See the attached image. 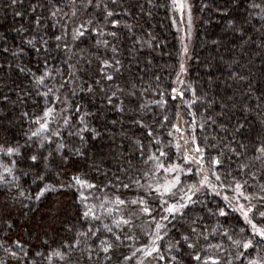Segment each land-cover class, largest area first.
I'll return each instance as SVG.
<instances>
[{
  "label": "trees",
  "instance_id": "1",
  "mask_svg": "<svg viewBox=\"0 0 264 264\" xmlns=\"http://www.w3.org/2000/svg\"><path fill=\"white\" fill-rule=\"evenodd\" d=\"M76 2L79 4L80 0H76ZM68 3L69 0H62L61 7ZM152 3L156 6L150 7L148 0H117V3L112 5L115 11L120 13L126 8L131 12V15L117 17L121 19L118 29H113L111 24L104 29L105 32L117 30L119 34V40L112 41L119 49L117 58L121 59L126 66L123 77L119 82L123 83L124 80L130 78V74L127 71V68L130 67L132 73L138 77L143 76L144 82L150 85L149 91L145 96L136 100L134 104H130L125 99L126 111L121 114L111 106H108L106 101L102 99L101 94L86 96L77 89V95L70 96L72 115L78 119V115L74 113V107L76 104L82 105L83 111L93 113L92 116L88 117V122L92 127L100 131L101 135L96 139H92L90 134L87 136L84 156H75L65 152L64 154L69 156V161L65 164L60 160L59 155H54L48 161L47 167H45L42 157L54 150L56 145L53 143L50 147L40 149L41 159L33 165V162L28 157L37 152L38 144L33 141L26 143V133L29 132L30 128L35 130L36 126L30 125L29 120L21 116V113L26 111L34 119L35 115L40 114L42 111L44 99L36 94V88L31 83V76L20 73L14 66L9 68L8 63L9 61H11L12 65L20 63L32 68L33 71H36L39 67L34 50L25 45L23 41L33 35L32 27L35 17L31 12V4H44L45 7L38 6L36 8L35 15L43 16L45 23L48 25L52 23L51 20L47 19L49 16L48 0H22V2H18L15 8L11 5L10 0H0V50L4 47H9L12 50L24 48V52L16 59L0 51V66H2V69H0V144L5 145V147L15 146L16 144L22 146L20 156L9 157L0 153V163L11 165L12 160L17 161L14 174L19 177L18 183L21 189L26 194L30 193L33 197L40 187L44 186V183H52L57 186L61 183L67 184L70 177L77 174L90 183L98 185L96 189L83 188L77 191L75 188H65L55 193L49 192L39 202H36L35 200L29 201L27 199L14 200L13 197L18 195L16 189L12 187L11 183H0V243H6L7 246L12 245L13 241L19 240L29 250L27 257L29 264L33 260L37 264H49L46 258L48 252L56 248L61 240L69 239L74 235L66 233L64 229L66 224H76L80 219L79 213L85 210L84 204L80 203L81 192L87 197L85 204L88 199L92 203L100 204L105 198L114 199L116 196H120L122 199L131 200L139 196L149 200L150 207L156 208L159 200L157 199L153 202V197L135 184L128 189L122 187L105 188L104 186L108 184L109 180H114V177H119L124 183H129V177L140 179L141 184L151 182L150 179L142 177L144 172L152 167L151 164H146L145 161L151 153L158 155L157 149H162L168 153V157L164 158L166 163L183 162L181 149L178 152L175 147L179 141L175 137V130L172 128V124L176 123L179 102V96L175 100L171 96V89L175 87L173 82L175 81L179 65L177 55L179 40L170 18L169 9L159 6L168 4L169 0H152ZM252 3L260 4L261 0H195L194 7L198 21L195 40L190 54L191 58L186 68V81L188 85L190 84L196 89L198 97H205L206 95L209 100H219L220 97L227 98L234 95L235 101L239 103L247 102L253 107L254 110L247 115L245 130L242 133L243 136L248 137L246 142L256 139L260 130L261 117L259 112L255 110V105L258 102L264 104V99L259 101L257 99L264 98V32L261 31L264 20L260 18L258 9L254 10L250 7ZM203 4H207L208 7L201 11ZM140 5H143V11L140 10ZM15 11L23 12V16H15ZM64 11L70 14L71 8H65ZM149 12H151V15L148 14ZM95 16V13L87 15L81 13L79 18L75 20V24L78 25L82 20ZM96 18L100 22L103 20L102 15ZM230 21L234 27L230 26ZM125 23L134 26L132 33H129L123 27ZM21 26L26 29L25 32L15 30ZM92 26L94 27L95 25ZM48 31L55 30L49 27ZM149 33L155 37V40L150 41ZM37 35L46 34L37 33ZM137 37L144 41H150L153 47L148 48L146 44L141 47V45L136 44L135 48L138 51L130 53L129 50L133 48V41ZM96 38L93 33L83 38L82 41L73 42L71 40L70 24L67 40L74 51L79 53L80 49H88L90 52L98 53L101 56L111 57L110 49L106 51L103 46L99 49L95 47ZM104 38L111 39L109 37ZM213 41H217V43L214 44ZM244 41H247V43H243ZM51 55L54 59L50 60V63H54L55 66L66 70L67 66L62 63V55L56 51H53ZM148 60H151L152 63L148 64ZM232 61H238V63H232ZM78 67L80 69L79 75L83 80L88 81L89 76L92 79L99 78L97 75L99 68L95 60H93L91 65H88L85 60ZM141 69L144 71H140ZM231 72H238L247 77V79L244 81L230 80ZM156 76L160 77L159 88L168 93L165 96L167 104L164 108H160L153 103V101L160 99L155 92ZM21 89L29 93L22 102L17 100L18 94H21ZM5 95L8 96V101L3 100ZM61 96L63 98V94ZM186 97L189 100L193 99L191 89L190 92L186 93ZM141 102L147 106L143 111V115L145 116V123L151 125L154 132L153 138L147 137L146 129H142L132 123L133 119L138 118V115L127 111L128 108L138 106ZM116 103H119V100ZM230 104L231 102H229V107ZM50 106H54L57 112L62 107H65L59 102ZM182 108L187 109L184 115L189 122L191 136L195 135L197 137V142L201 147H204L205 136L215 135L222 137L225 135V133L219 132L218 129L213 127L204 130L199 127L201 114L207 113L211 115L214 112H218V106H213L209 110L203 100H197L191 107L183 106ZM190 113H195L196 127L194 131L192 128L193 117ZM165 115L169 117L170 122L161 124L160 121L163 120ZM236 120L244 121V113L239 108L228 111L222 122L227 123L231 129L232 124ZM112 121H116V124L113 125ZM59 123L62 124V120ZM53 127H56V124ZM169 131L173 133L172 136L168 135ZM64 136L67 138V132L64 133ZM137 138L141 139L144 145L143 154L137 145L133 143V140ZM237 138L239 139V137ZM156 139L160 140L161 143L159 145L154 143ZM150 140L151 147H149ZM71 142L79 146L78 139H73ZM252 147L253 144L249 143V148L251 149ZM217 151L210 150L207 155L215 156ZM249 155H251V151ZM191 167L194 169L195 165H191ZM232 168H236L235 163L232 164ZM220 171H223V169H220ZM2 172L3 169L0 168V173ZM58 173L59 176L57 175ZM105 173L107 178L104 176ZM38 174L45 176L43 182L36 179ZM159 174L161 172L157 173L156 177ZM5 179L11 181L12 177L5 174ZM181 179L182 184L180 187L197 183L198 180L194 171L181 176ZM260 182L264 183V180ZM249 183L251 184L252 181L249 180ZM101 189L104 190L101 191ZM252 191L256 190L246 189V192ZM233 194L232 192L229 193L230 196ZM179 195L180 193L177 192V199ZM199 201L201 202L190 206L185 213L186 217L201 218L197 226L198 230L206 227L208 233H211L213 228L223 225V228L234 227L236 233H238L239 228L244 227L239 213L233 212L226 207L223 196L215 195L212 192H202L199 194ZM23 204H28L29 207L25 208L22 206ZM217 205L225 207L226 216L218 217L212 215V212L217 211ZM193 208L195 212L192 211ZM130 210L125 209V212ZM54 211H58L59 215L52 216L51 213ZM113 218L119 217H107L105 222L111 223ZM5 219L14 222L11 229L4 226L3 220ZM156 219L159 220L158 212L156 213ZM150 221L151 217L145 216L136 220V227L132 230L127 227L116 230L121 235L135 236V240L125 241V245L113 255L111 264H117V257L122 261L123 256H131L135 249L149 244L151 237L147 233L155 230V225L150 223ZM176 226L177 228L180 227L179 221ZM85 227L87 225L83 224L81 230ZM223 228H220V231H223ZM171 229L172 225L170 224L169 234L161 243V254L166 257L170 255L167 251L168 243L174 239H179L177 231ZM186 230L187 222H184V226L180 231ZM102 235L106 236L107 234L102 233ZM45 240L48 241L47 244L44 243ZM96 242L99 243L98 240ZM217 243L223 244L226 249L229 247L227 239L216 234L214 236L210 235L206 242L202 241L201 246L196 251L200 252L201 248L207 249L206 252L202 253V259L206 255L226 256V252L208 248L209 244ZM259 247L260 254L264 255V245ZM37 251L43 252L44 256L36 257L35 252ZM256 253L257 249L250 250L247 258L255 256ZM175 254V252L171 253V255ZM192 254L194 253H190V250L185 246L179 255L182 264H195V261L191 259ZM18 255L23 256L22 253H18ZM141 255L137 254L130 264H137V260L140 259ZM247 258H242L244 259V264H247ZM0 260L4 261V264H24L23 260L18 261L6 254L3 248H0ZM52 264H59V261L54 258ZM101 264H104L102 255ZM145 264H164V262L158 259L145 258Z\"/></svg>",
  "mask_w": 264,
  "mask_h": 264
},
{
  "label": "snow or ice",
  "instance_id": "2",
  "mask_svg": "<svg viewBox=\"0 0 264 264\" xmlns=\"http://www.w3.org/2000/svg\"><path fill=\"white\" fill-rule=\"evenodd\" d=\"M13 8L16 7L18 2L22 0H10ZM117 0H80L77 4L76 0H69L68 4H64L61 7L62 0H48L47 8L49 16L47 19L51 20L50 25L45 23V18L40 15H35L36 8L45 7L44 4H31V12L34 15V24L32 27L33 35L23 41L25 45L34 50L37 63L39 67L36 71L26 65L17 63L12 65L9 61V68L15 67L20 73L31 76V83L36 88V94L44 99V106L40 114L32 115L28 112H22L21 116L29 120L30 125H35V130L29 129L26 133L27 141H33L38 144V149L35 154L28 157L35 165L41 159L40 149L50 147L55 143L56 147L50 151L48 155L42 157L45 162V167L50 159L54 155H59L60 160L67 164L69 156L65 155L68 152L75 156H84V148L87 144V136L90 134L92 139H96L101 135L95 127H92L88 122V117L93 113L83 111L82 105L76 104L74 107V113L78 115L76 119L72 115V106L70 104V96L77 95V89L86 96H95L101 94L102 99L106 101L108 106L114 108L118 113H125V99L130 104H134L136 100L145 96L149 91L150 85L144 82L143 76H137L132 73L131 68H127L130 74V78L124 80L123 83L119 82L123 77V73L126 70L121 59H118L119 49L116 44L112 43L113 40H119V34L117 30L105 32V27L109 24L113 29H118L121 24L119 16H129L131 12L128 9H123L122 12L117 13L112 5H115ZM150 7H155L152 0H148ZM160 7H167L172 12H179L181 17L187 14V31L186 35L180 37V48L178 50L179 71L176 73V80L174 84H184L185 81L181 79V76L186 73V60L190 59L189 42L192 38V4L190 0H169L168 4L159 5ZM71 8V12L64 11L65 8ZM207 4H203L201 11L207 8ZM250 7L254 10L258 9L260 18L264 20V0H261L260 4L252 3ZM140 10L143 11V5H140ZM85 15L89 13H95V17H90L87 20H82L78 25L75 24V20L79 18L80 14ZM151 15V12L148 13ZM15 16H23V12L15 11ZM103 17L102 22L98 21L96 17ZM183 22V21H181ZM176 21H173L175 24ZM71 24V40L73 42L82 41L83 38L90 34L96 35L95 47L99 49L101 46L107 51L110 49L112 55L101 56L98 53L90 52L88 49H80L79 53L73 50L68 43L69 27ZM230 26L232 22H229ZM92 25H95L94 27ZM49 27L55 31L49 32ZM129 33L133 32L134 26L132 24L125 23L123 25ZM19 32H25L26 29L21 26L19 29H15ZM261 31L264 32V24L261 26ZM58 32V34H57ZM37 33H45L46 35H37ZM150 41L155 40V37L148 34ZM47 36V38H46ZM104 37H109L107 39ZM150 41L141 40L139 37L133 41V48L129 50L130 53H135L138 49L135 48L136 44L143 47L145 44L148 48H152L153 44ZM217 43V41H213ZM243 43H247L244 41ZM54 45V47H53ZM3 54H8L12 58L16 59L24 52V48H17L15 50L9 47H4ZM56 51L63 57L62 63L66 65V70L61 67L55 66L54 63H50L53 60L52 52ZM87 53V55H85ZM87 61L88 65L95 60L99 72L98 79H92L89 76L88 81H85L79 75V64L83 61ZM74 61V62H73ZM148 64L152 61L148 60ZM232 63H238V61H232ZM230 66V65H229ZM2 69V66H0ZM66 71V75H65ZM140 71H144L141 69ZM233 81H244L247 79L244 75L238 72H231L229 76ZM90 81V82H89ZM160 77H155L156 88L155 92L159 95L160 99L153 101L158 107L164 108L167 104L165 96L168 95L165 91L159 88ZM50 82V83H49ZM187 88L191 89L193 99L184 101V104L188 107L194 105L197 100H203L207 104L208 109L211 110L213 106H218L219 111L214 112L211 115L207 113L201 114V121L199 127L204 130L209 127L218 129L219 132L225 133L224 136H205L204 147H201L197 142V137L192 135L190 139H184V166L179 163H166L165 159L168 157V153L162 149H157L156 153H151L146 164H151L152 167L144 172L142 178H148L151 182L147 184H141L140 179H132L129 177V183H124L119 177H114V180H109L108 184H105V188L116 187L128 189L131 185L135 184L138 188H142L153 197V202L159 200V204L156 208L150 207L149 200L143 197H136L131 200L122 199L120 196H116L114 199L105 198L99 204L101 209L100 214L96 212L97 205H88L84 202L87 197L81 192L80 203L84 204L86 210L79 213L80 219L76 224H66L65 232L68 234H74L69 239L61 240L56 248L51 249L47 254V260L49 264H52L53 259L59 261V264H101V255L104 264H111L113 255L116 251L125 245V241L135 240L133 235H121L116 230L127 227L132 230L136 227V220L142 217H151L150 223L155 225V230L147 233L151 239L149 244L135 249L131 256H123L121 261L117 257V264H130L131 260L142 254L140 259L137 260V264H145V258L158 259L163 261L164 264H182V260L179 255L182 249L186 246L191 255V259L195 261V264H244V259L247 258L248 253L252 249H257L255 256L247 258V264H264V255L260 254V247L264 245V104L258 102L255 105V110L260 114V130L257 133L254 141H248L247 136H243L242 133L245 130V123L247 122V115L254 109L247 102L239 103L235 101L234 95L220 97L219 100L207 99L205 97H198L196 95V89L192 85H187ZM43 89V91H41ZM21 94H18L17 100L23 101L29 93L20 90ZM63 94V98L61 96ZM184 93L178 92L176 87L171 89L172 99L175 100L178 96L183 97ZM8 96H4L3 100L8 101ZM258 101L264 98H257ZM119 100V103L116 101ZM56 102L63 104L59 112H57L54 105ZM229 102H231L229 107ZM144 103H139L138 106L128 108L129 113H135L138 118L133 119L132 123L138 125L142 129L147 130V137L153 138L154 132L151 125L145 123V116L143 111L146 109ZM179 107V106H177ZM244 113V121L236 120L231 129L229 125L223 121L224 116L231 109H237ZM193 117L192 128L193 131L196 127L195 113H190ZM177 118L180 119V113L177 111ZM62 120V124L59 121ZM170 122L169 117L165 115L161 124ZM56 124V127L53 125ZM115 125L116 121H112ZM172 128L176 133L181 132L179 124H172ZM67 132V138L64 133ZM169 136L173 133L169 131ZM239 137V139L237 138ZM78 139L79 146L71 141ZM183 139V136H181ZM133 143L137 145L138 149L143 154L144 145L141 139L137 138L133 140ZM159 145L161 142L159 139L154 141ZM249 143L253 144V147L249 148ZM195 145L194 148L189 151V145ZM21 145L7 146L0 144V153L9 157H16L21 155ZM151 147V140L150 145ZM177 151L181 149V144L176 143ZM217 151V155L208 156L209 151ZM251 151V155H249ZM236 164V168H232V164ZM17 161L12 160L11 165H4L0 163V168L3 172L0 173V183H11L12 187L16 189L18 195L13 197L14 200L27 199L29 201L35 200L39 202L46 193H55L61 189L75 188L80 191L83 188L96 189L97 184L90 183L83 179L79 174L70 177L67 184L61 183L59 186L52 183H44L43 187H40L39 191L35 193L33 197L30 193H27L21 189L18 181L19 177L15 176L14 169ZM195 165V168L191 167ZM223 169V171H220ZM195 172V175L200 179L197 183L185 185L182 184L181 176L183 174ZM163 172L165 174L164 180L161 183L158 179H155L156 174ZM5 174L12 177L11 181L5 179ZM27 174V173H25ZM59 176V173L57 174ZM107 178V174H104ZM36 179L43 182L45 176L38 174ZM249 180L252 183H249ZM227 181V183H225ZM35 183V181H34ZM246 189H255L256 191L246 192ZM104 189H101L103 191ZM221 190H230L234 195L230 198L228 195L223 197L225 205L233 212L239 213L242 218L244 227L239 228V232L236 233L234 227L223 228V225H218L213 228L211 233H208L207 228L198 230V224L200 217H186V210L190 206H194L199 201L200 193L212 192L215 195H220ZM177 192L180 193L177 199ZM235 201V203H233ZM28 208V204L22 205ZM58 208V206H56ZM125 209H131L125 212ZM195 212V209H192ZM159 213V220L156 219V213ZM52 216H58L59 212L54 211ZM212 215L218 217H224L227 215L225 207L217 205V211L212 212ZM111 220V223H106L107 217H116ZM180 222V227L177 228L176 223ZM184 222H187V230L180 231L184 226ZM13 221L5 219L3 224L6 228L11 229L13 227ZM86 224L87 227L81 230V226ZM172 225V229L177 231L179 239L170 241L167 245V251L170 254L165 256L161 254V243L166 239L169 234V225ZM223 228V231H220ZM102 233L107 234L103 236ZM163 233V234H162ZM219 234L222 238H226L229 242V247L226 249L221 243L209 244L208 248L217 249L222 252H226V256L221 257L217 255H206L202 259V253L207 249L201 248L200 252L196 249L201 246L202 241L206 242L210 235ZM7 235V233H5ZM195 237V239H194ZM99 241L97 243L96 241ZM48 243L47 240L44 241ZM0 248H3L4 252L18 261L23 260L24 264H29L27 257L29 250L19 240L13 241L12 245L6 243H0ZM234 250V251H233ZM175 252V255L171 253ZM18 253H22L21 257ZM122 255V253H121ZM36 257L44 256L43 252H35ZM95 257V259H94ZM0 264H4V261L0 260ZM31 264H37L35 260L31 261Z\"/></svg>",
  "mask_w": 264,
  "mask_h": 264
},
{
  "label": "rangeland",
  "instance_id": "3",
  "mask_svg": "<svg viewBox=\"0 0 264 264\" xmlns=\"http://www.w3.org/2000/svg\"><path fill=\"white\" fill-rule=\"evenodd\" d=\"M194 1L195 0H190V3L192 4V9H193L192 10L193 26H192V38H191V41L189 42V49H190V53L189 54H191V49L193 47V43H194V40H195L196 26H197V21H198V16H197V14L195 12ZM169 13H170V18H171L172 23H173L174 20L176 21V23L173 24V25H174V29L177 32V36H178V40H179V48H180V37L185 36L186 35V31H187V14L185 13L184 16L181 17L179 12H172V11L169 10ZM181 21H183V22H181ZM188 61H189V59L186 60V65H185L186 68H187V65H188ZM178 71H179V65H178L177 72ZM181 79L185 81L184 84H174V86L177 88L178 92L182 91L184 93L183 97H178V99H179L178 106L179 107H178L177 111H179V113H180V119L178 120L177 113H176V123L175 124H177V123L179 124V127L181 128V132L180 133H175V137L178 139L179 143L182 146L181 147V153H182V157H183V155H184V139H190L192 133L190 131L189 122L185 118V115H184V112L187 109L186 108H182L183 106L184 107L187 106V105L184 104V101L189 100V98L186 97V93L190 92V89L187 88L188 83L186 81V73L181 76ZM175 80H176V75H175ZM181 136H183V139H181ZM192 148H194V147H193V145L190 144L189 145V151H191ZM177 163H179L182 167L184 166V161L183 162H177ZM186 174H190V173L186 172L183 175H186ZM164 176H165V174L163 172H161V174H159V176L156 177L155 179H158L162 183L163 180H164ZM197 178H198V180H197V182H198L200 177L197 176ZM230 192H231L230 190H221L220 196L224 197L225 195H228L231 198L234 194L232 196H230L229 195ZM233 203H235V201H233ZM86 204H88V205H92V204L97 205L96 212H97L98 215L100 214L101 209L99 208V204L92 203V202L89 201V199L86 202Z\"/></svg>",
  "mask_w": 264,
  "mask_h": 264
}]
</instances>
